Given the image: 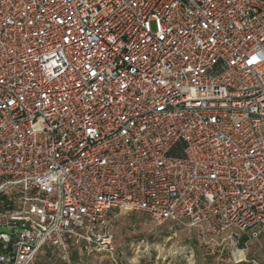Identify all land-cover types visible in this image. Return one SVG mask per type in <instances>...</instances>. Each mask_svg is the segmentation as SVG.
<instances>
[{
	"label": "built area",
	"instance_id": "1",
	"mask_svg": "<svg viewBox=\"0 0 264 264\" xmlns=\"http://www.w3.org/2000/svg\"><path fill=\"white\" fill-rule=\"evenodd\" d=\"M8 190L0 264L113 257L114 213L239 257L264 238V0H0Z\"/></svg>",
	"mask_w": 264,
	"mask_h": 264
},
{
	"label": "rangeland",
	"instance_id": "2",
	"mask_svg": "<svg viewBox=\"0 0 264 264\" xmlns=\"http://www.w3.org/2000/svg\"><path fill=\"white\" fill-rule=\"evenodd\" d=\"M9 202L16 205L13 190L0 197V211ZM113 217L109 230L113 257L79 242L66 254L41 250L35 264H264V238L251 241L237 257L232 247L203 246L193 232L170 223L155 225L140 213H114Z\"/></svg>",
	"mask_w": 264,
	"mask_h": 264
},
{
	"label": "water",
	"instance_id": "3",
	"mask_svg": "<svg viewBox=\"0 0 264 264\" xmlns=\"http://www.w3.org/2000/svg\"><path fill=\"white\" fill-rule=\"evenodd\" d=\"M0 233H7V234H10L11 231L7 228H4V227H0Z\"/></svg>",
	"mask_w": 264,
	"mask_h": 264
},
{
	"label": "trees",
	"instance_id": "4",
	"mask_svg": "<svg viewBox=\"0 0 264 264\" xmlns=\"http://www.w3.org/2000/svg\"><path fill=\"white\" fill-rule=\"evenodd\" d=\"M6 202V201H5ZM4 205H7V208L6 209H11L12 207L11 206H9V203L8 204H5L4 203Z\"/></svg>",
	"mask_w": 264,
	"mask_h": 264
}]
</instances>
